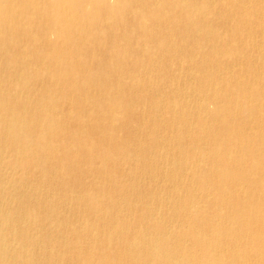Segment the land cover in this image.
Masks as SVG:
<instances>
[{
    "label": "bare ground",
    "instance_id": "1",
    "mask_svg": "<svg viewBox=\"0 0 264 264\" xmlns=\"http://www.w3.org/2000/svg\"><path fill=\"white\" fill-rule=\"evenodd\" d=\"M255 38L264 0H0V264H264Z\"/></svg>",
    "mask_w": 264,
    "mask_h": 264
},
{
    "label": "rangeland",
    "instance_id": "2",
    "mask_svg": "<svg viewBox=\"0 0 264 264\" xmlns=\"http://www.w3.org/2000/svg\"><path fill=\"white\" fill-rule=\"evenodd\" d=\"M250 12L252 13V15L255 14V10H252V11H250ZM253 12H254V13H253ZM224 36H225V35H224ZM224 38H225V40L227 39L226 36H225ZM254 40H255V41H254ZM254 40H253V43L258 44V45H260L262 42H264V40H261V38H255ZM210 47H211V46H210L209 44H207V46L204 45L203 50H202V51L204 52V54L207 52V50L210 49ZM261 55H262V54H261ZM227 57H228V55L221 56V58L224 59V60H228ZM254 59H255V58H254ZM257 62H260V61L257 60ZM210 63H211V62H210ZM210 63H209V64H210ZM211 64H213V62H212ZM211 64H210V68H211ZM212 67H213V66H212ZM237 69H239V68H237ZM188 72L191 74L190 71H188ZM215 72H216V71H215ZM250 78H251V77H250ZM220 80H221V78H220ZM251 80H252V79H251ZM221 82H222V81H220V83H221ZM252 82H253V81H252ZM189 83H190V82H189ZM189 83L187 82V84H189ZM222 85H223V84H222ZM254 85H255V84H252V86H254ZM221 87H222V86L220 85L219 88H221ZM254 87H257V86L255 85ZM253 89H254V88H253ZM195 91H196V90H195ZM187 95L190 96V97H188L189 99L187 98ZM187 95H184L183 100H182V102H183L184 105H187V106H189V105L192 106V105H193V106H199V107H200V105H201V101H199V103H200V105H199V103H197V101L195 100V95H194V94H192V95H191V94H187ZM186 99H187V101H186ZM193 99H194V100H193ZM184 101H185V102H184ZM195 102H196V103H195ZM187 103H189V104H187ZM194 103H195V104H194ZM191 104H192V105H191ZM202 104H203V106H205L206 108L210 105V103H208V102H206V101H202ZM206 104H207V106H206ZM240 115H241V114H239V116H240ZM196 122H197L196 120H192V126H191V128H192V129L194 128V129H193L194 131H195V130H198V128H197V124H198V122H197V123H196ZM194 123H195L196 125H195ZM193 124H194V126H193ZM205 127H206V126H205ZM195 128H196V129H195ZM192 129H191V130H192ZM174 163H175V164H174ZM174 163L171 164V165H172L171 167H168V166H167V167H164V170H166V171H168V169H169V170H171V169L173 170V169H174V166H175V169H177V167H178V166H177V163H176V162H174ZM157 164H159V163H156V165H157ZM173 164H174V166H173ZM183 164H184V163H182V164L179 165L181 168H180V170H178V171H180V172H182V173L185 172V171H187V170L184 171V168L186 167L185 169H189V165H190V164L186 163L187 165L185 164V166H184ZM159 165H160V164H159ZM159 165H157V166L159 167ZM182 166H183V167H182ZM166 168H168V169H166ZM170 168H171V169H170ZM182 168H183V169H182ZM182 170H183V171H182ZM219 170H220V169H219ZM186 173H187V172H186ZM189 173H190V172H189ZM189 173H187L188 175L184 173L186 176H190V175L192 176V178H191V176L188 177V178H187L188 180H191V179L194 180V178H197L196 176H194V174H192V173L189 174ZM176 179H177V178H176ZM176 179H174V180H176ZM188 180H187V181H188ZM194 181H195V180H194ZM34 185L37 186V187H39V189H40V190H43V191H44L45 189H48V188L57 189V188H55L53 182H52V183L49 182L48 184H46V185H44V186H40V185H37V184H34ZM167 186H168V185H165V186H164V188H165L166 190H167ZM177 186H179V185H177ZM26 190H27L28 193H29V192L31 191V188L26 187ZM57 190H58V192H57V196H56L54 199H60V198H62L63 194H64L65 192H67V191H65L63 188H60V189H57ZM199 196H201V193L199 194ZM199 196H198V197H199ZM203 196H204V197H203ZM203 196H201V197L199 198L200 201H201L202 203L204 202V200L207 201V198H208L209 201L211 200V196H209L210 198H209L208 196H206V195H203ZM206 197H207V198H206ZM203 198H204V199H203ZM205 198H206V199H205ZM148 199H149V196H147V197L145 198V201H147ZM199 199H198V200H199ZM204 203H205V202H204ZM206 203H208V201H207ZM69 204H70V203H63V207H64L65 210H67V209L70 207ZM203 206H204V205L202 204V207H203ZM151 208H152V210H156V209H157L156 206H152ZM203 208L205 209V206H204ZM163 210L166 212V209H165V208L162 209V208L160 207V211H163Z\"/></svg>",
    "mask_w": 264,
    "mask_h": 264
}]
</instances>
